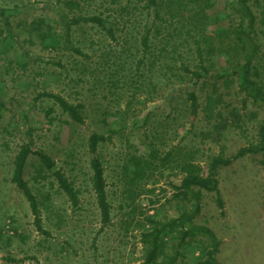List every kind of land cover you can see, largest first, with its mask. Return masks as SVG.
Returning a JSON list of instances; mask_svg holds the SVG:
<instances>
[{"label": "rangeland", "instance_id": "374dc122", "mask_svg": "<svg viewBox=\"0 0 264 264\" xmlns=\"http://www.w3.org/2000/svg\"><path fill=\"white\" fill-rule=\"evenodd\" d=\"M217 1V11L224 10L225 0ZM263 1L255 4L257 39L261 44L258 78L261 83L264 82ZM15 4L27 6L16 12L13 11ZM0 5L12 13L14 27L17 18L34 11L58 19L55 22L59 23L62 35H56L58 38L52 43L61 39V45H66L56 50L44 49L38 43L25 42L26 35L22 33L1 43L0 96L6 101L7 109L0 125V264H148L141 232L149 230L151 223L145 217L153 215L161 223H169L182 209V203L173 197L175 190L171 183H179L184 172L177 166L174 169L177 175H172L171 165L187 153H194V161L205 165L214 155L231 156L241 146L256 142L264 107L252 100L243 107L239 98L232 95L227 99L238 105L246 122L240 128L226 129L222 137H218L215 121L207 122L202 110L190 128L185 89H190L191 85H167L158 71L148 70V53L138 67L144 50L136 39L120 44L108 36L106 40L101 39L104 32L97 25H85L82 31L78 25L70 24L67 16H58L61 7L57 0H0ZM106 5L108 3L102 0H91L83 9L96 11ZM91 40L94 41L92 46ZM72 46L82 48L90 57L77 53ZM124 48L130 49L122 52ZM109 50L110 58L104 54ZM130 51L133 54L126 59ZM5 56L10 59L27 56L30 59L27 72L14 66V71L7 73ZM59 59L67 71L56 64ZM119 66L123 67L119 74L112 76ZM34 69L44 73L39 78L40 90L47 88L71 102H83L85 120L94 129L105 132L103 118L107 112L110 125L122 129L100 148L106 160L108 191L113 203L111 222L101 231H98L102 225L100 210L91 180L87 127L62 113L52 98L36 102L37 89L32 84L31 74ZM141 72L144 76H140ZM124 75L128 80L126 85L122 82ZM116 77L119 82L114 86ZM149 79L157 85L156 91L151 90ZM141 83L144 86L137 90ZM205 89L197 87L200 94ZM148 96L153 98L148 100ZM48 107L54 108L51 123L45 114ZM23 113L27 114L26 119ZM29 140L33 141L34 148H43L58 166H63L80 191V202L75 206L54 176L35 181L30 171L39 161L31 156L25 176L39 199L45 200L41 202L42 218L49 234L37 229L29 201L11 179L13 157L20 145ZM153 147L159 150L156 160L159 168L145 187L154 188V192L144 191L130 206L125 202V208H121L126 195L123 182L119 181L122 164L132 155L147 157ZM169 151L172 154L164 167L162 159ZM259 159V154H247L218 169L224 214L217 204V193L202 191L201 209L193 223L206 225L216 233L220 240L219 264H264V169ZM47 194L49 201L43 197ZM133 208H136L134 216ZM130 218L133 221L126 229ZM172 238H167V245L174 240ZM197 239L204 244L210 242L200 234ZM196 244L194 240L190 247H185V259L179 260V264L196 262L199 255L193 248Z\"/></svg>", "mask_w": 264, "mask_h": 264}, {"label": "trees", "instance_id": "16d2710c", "mask_svg": "<svg viewBox=\"0 0 264 264\" xmlns=\"http://www.w3.org/2000/svg\"><path fill=\"white\" fill-rule=\"evenodd\" d=\"M102 2L108 3L104 9L90 11L83 8L85 4L91 3V0H57V4L61 7L58 16H67L70 24L78 25L82 31L85 25L92 27L97 25L104 32L101 39L106 40L108 36L117 44L124 41L128 43L130 38L136 39L144 50V56L138 59V67L144 63V58L148 53V70L158 71L166 80L167 85L175 83L191 85L190 89L187 87L185 89L187 110L190 113L189 124L192 125L190 128L193 127L201 110L207 122L215 121L213 125L218 137H222L226 129L240 128L246 122L238 105L233 104L231 99H227L232 95L235 99L239 98L243 107H247L249 100L264 107V82L261 83L258 79L260 77L261 44L257 39L258 15L255 12V4L259 5L260 0H225L222 11L216 9L217 0H126V2L124 0H102ZM26 6V4L22 6L15 4L13 11L18 12L21 10L20 7ZM262 8L264 9V1ZM11 14L6 7L0 5V57L2 56L1 43L20 33L26 35L25 42L38 43L44 49L56 50L66 46L61 45V39L52 43L58 38L56 35H62L60 25L55 22L56 19L53 16L34 11L29 16L17 18L14 27ZM262 22L264 23V11ZM93 44L94 41L91 40L90 45ZM72 49L90 57L80 47L72 46ZM129 49L124 48L122 52ZM104 54L109 57L111 51H106ZM132 54L133 52L130 51L126 59ZM4 58L7 73L14 71V66L27 72L30 63L27 56L16 59H10L7 56ZM105 62L108 63L109 60ZM56 64L66 70L61 59ZM120 67L111 73L112 76L119 74ZM262 68L264 69V65ZM31 74L32 84L37 89L36 102L42 98H52L60 106L62 113L68 115L73 122L84 124L87 127V146L92 169L91 180L100 210L102 225L98 231H101L111 222L113 203L108 191L106 160L100 148L122 129H115L110 125L106 119L108 112L103 118L105 132L94 129L85 120L83 102H71L63 95L47 88L40 90L39 78L44 73L41 69H34L31 70ZM140 76H144V73L141 72ZM126 77L124 75L122 79L123 85L128 82ZM148 81L151 90L156 91L157 85L151 79ZM118 82L119 79L116 77L113 85L117 86ZM143 86L144 83H141L137 90ZM199 86L203 89L210 87V89L207 88L204 93L200 94L197 90ZM232 86L235 88L232 89ZM151 98L153 97L148 96L147 99ZM6 109L7 103L0 96V125L4 120ZM128 110L129 107L124 113L127 114ZM53 112V107L45 109L50 123L54 120ZM23 116L27 118V114L23 113ZM65 122L71 125L69 120ZM257 135L256 142L241 146L231 156L214 155L209 162L202 165L201 162L194 161V153H187L171 165L172 175H177L174 170L177 166L184 172L179 183H173V181L171 183L175 190L173 197L182 203V209L179 215L169 223H161L153 215L145 217L146 221L151 223L149 230L141 232L142 241L146 247L145 261L148 264H179V260L185 259L187 252L185 247H190L194 240L198 244L193 248L199 252L194 264H219L217 253L220 240L216 233L212 228L195 224L193 221L201 209L202 191L217 193V204L224 214V201L219 195L217 177L221 166H227L232 160L247 154H259V161L264 169V115L258 125ZM33 146L32 140L20 145L13 157L11 179L29 201L37 229L49 234L43 226L42 218L41 202L44 203L45 200L39 199L38 193L33 190L30 180L25 176L31 156H36L39 161L30 171L35 181L54 176L59 187L75 206L80 202V191L74 187V182L68 178L63 166H58L56 160L43 148ZM158 153L159 150L153 147L147 157L132 155L122 164L119 181L123 182V193L126 195L125 201L120 204L121 208H125V204L130 206L144 191L154 192V188L147 189L145 184L148 179L153 178L155 171L159 168V164L156 163ZM171 154L169 151L162 159V166H166L165 163L168 162ZM43 197L47 201L50 200L49 194ZM191 202H194L193 205H190ZM135 209L131 211L133 216ZM132 221L133 218L127 221L126 229ZM199 234L208 237L210 242L204 244L202 240L197 239ZM168 237H173L175 242L172 243L174 241L172 240L170 245H167Z\"/></svg>", "mask_w": 264, "mask_h": 264}]
</instances>
